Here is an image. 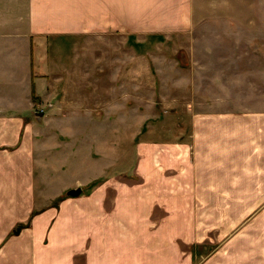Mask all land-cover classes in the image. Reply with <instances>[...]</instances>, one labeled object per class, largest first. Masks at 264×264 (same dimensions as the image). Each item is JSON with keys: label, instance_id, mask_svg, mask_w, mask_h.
<instances>
[{"label": "crops", "instance_id": "0c3cea01", "mask_svg": "<svg viewBox=\"0 0 264 264\" xmlns=\"http://www.w3.org/2000/svg\"><path fill=\"white\" fill-rule=\"evenodd\" d=\"M154 1L0 0V264H264V110L192 98L129 162L115 130L70 146L60 124L79 118L48 102L52 46L149 35ZM193 3L168 0L161 31L190 27Z\"/></svg>", "mask_w": 264, "mask_h": 264}, {"label": "rangeland", "instance_id": "374dc122", "mask_svg": "<svg viewBox=\"0 0 264 264\" xmlns=\"http://www.w3.org/2000/svg\"><path fill=\"white\" fill-rule=\"evenodd\" d=\"M167 4H150L149 35L76 34L52 46L57 76L48 102L79 118L68 127L58 122L73 134L70 146L97 148L115 130L131 162L143 134L153 124L161 130L167 116L189 114L184 103L192 98H233L245 104L235 109L264 110V0H194L190 27L161 31L174 16L173 8L162 11ZM81 169L70 165L58 181Z\"/></svg>", "mask_w": 264, "mask_h": 264}, {"label": "water", "instance_id": "95a60500", "mask_svg": "<svg viewBox=\"0 0 264 264\" xmlns=\"http://www.w3.org/2000/svg\"><path fill=\"white\" fill-rule=\"evenodd\" d=\"M36 115H38L39 119L42 118V116L44 115L43 111H38L36 112ZM82 192V187H76V188H72L67 192V195H72V196H77L79 194H81Z\"/></svg>", "mask_w": 264, "mask_h": 264}, {"label": "trees", "instance_id": "16d2710c", "mask_svg": "<svg viewBox=\"0 0 264 264\" xmlns=\"http://www.w3.org/2000/svg\"><path fill=\"white\" fill-rule=\"evenodd\" d=\"M33 92H34V94H35V88H34V91H33ZM34 98H35V97H34Z\"/></svg>", "mask_w": 264, "mask_h": 264}]
</instances>
